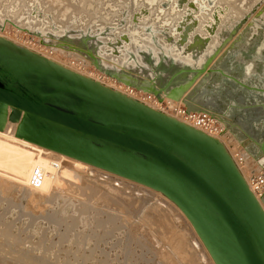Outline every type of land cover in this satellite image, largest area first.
Masks as SVG:
<instances>
[{
  "label": "rangeland",
  "instance_id": "1",
  "mask_svg": "<svg viewBox=\"0 0 264 264\" xmlns=\"http://www.w3.org/2000/svg\"><path fill=\"white\" fill-rule=\"evenodd\" d=\"M142 1L0 0V28L3 29L0 38L52 59L64 69L110 84L150 107L134 93L127 92L129 88L97 72L80 55L47 48L41 44V32L35 31L40 27L45 30L80 27L92 31L94 22L104 25L103 30H106L119 16V25L128 21L135 25L140 14L152 15L157 10L155 5L145 10L140 6ZM174 1L170 0L162 13V17L173 21L177 20L184 3L204 2L177 0L181 3L177 10L180 12L169 13L167 10ZM213 1L219 3L221 11L226 8L228 15L221 27L220 33H225L223 38L235 31L223 51L238 40L226 57L243 59L252 55L264 66V0ZM207 11L199 14L207 17ZM231 12L235 13L231 15ZM237 13H241L240 16ZM241 61L244 68L251 70V61ZM213 77L199 93L200 99L209 104H213V98H209L208 86L214 89L218 85ZM229 130L224 138L230 140L223 148L229 156L236 157L233 163L243 178L248 183V179L264 175L263 167L258 166L247 151L244 137L239 134L236 137L233 129ZM9 136V133L0 135V147H5L0 150V264H215L200 237L162 193L146 190L136 181L114 173L106 174L97 167L65 159L58 153ZM224 138L220 141L225 143ZM48 139L49 136L41 139L44 146ZM240 152L245 155H241L243 161ZM35 168L44 175L38 189L29 186ZM260 206L264 210L261 203ZM195 234L206 251L197 243Z\"/></svg>",
  "mask_w": 264,
  "mask_h": 264
},
{
  "label": "water",
  "instance_id": "2",
  "mask_svg": "<svg viewBox=\"0 0 264 264\" xmlns=\"http://www.w3.org/2000/svg\"><path fill=\"white\" fill-rule=\"evenodd\" d=\"M234 32L200 64L170 61L166 66L146 55L151 77L103 69L93 52L87 50L86 55L97 71L117 83L151 94L159 102L181 101L187 112L207 113L224 123L199 93L214 75L227 76L222 62L238 40L223 50ZM0 83V110L10 106L76 132L64 144L66 155L169 196L215 264H264V212L215 139L98 86L85 85L82 79L1 41ZM17 117L15 113L11 120ZM258 146L264 157V140ZM261 201L264 206V193Z\"/></svg>",
  "mask_w": 264,
  "mask_h": 264
},
{
  "label": "bare ground",
  "instance_id": "3",
  "mask_svg": "<svg viewBox=\"0 0 264 264\" xmlns=\"http://www.w3.org/2000/svg\"><path fill=\"white\" fill-rule=\"evenodd\" d=\"M169 1L170 0H165V2L156 1V0H143L142 4L140 5L141 7L143 6L142 8L146 10L151 6L155 5L157 10L152 15L140 14V16L137 17L136 19V22L138 23H135V25H132L130 21L125 23V25L123 26L119 25L118 21L121 18L119 16L117 20H113V23L110 24L108 26L109 28H107L106 30H103L104 25L94 22L93 23L94 28L92 29V31H87L86 29H82L79 26H78L79 28L76 30L72 28H70L69 30L68 29L64 30L62 28H60V30H57V28L51 30H45L46 28L40 27V29H35V31L39 30L41 32L42 34L40 35L41 38L39 37L41 39V44L45 45L47 48H55L67 52L76 53L81 57H83L89 63L90 66L91 61L88 59L86 55V51L89 50L93 52L94 56L97 58L100 66L103 69L113 70L116 72L147 74L149 75V77H151L152 73L150 72L149 64L146 62V58H145L146 55H148L153 59V63L156 64L157 62H159V60H162L166 66L169 64L170 61L177 63L179 65L181 64L195 65L196 63L197 64L202 63L204 58L207 55H209L213 51V49H215V47H217L220 40L223 39L225 35V33H220V32L223 23H225L228 17V15L225 14L226 8L222 9L221 11V8L219 7V3H215L213 0H203L204 2L202 3L198 2V5L196 4L195 1H189L187 3H184L182 9L180 10L181 13L179 14L177 12L180 11L177 10L181 7L180 6L181 3L175 0L167 10L169 13L175 12V14L176 13L178 14L177 20L173 21L169 17H162V13L165 10L164 7L170 3ZM109 7L115 8L114 5H109ZM206 9H208V11ZM204 11H207L206 14L207 17H204V15H202L201 13L199 14V12H204ZM136 12H139V10H137ZM233 13L235 12H231L230 14L232 15ZM240 14L241 13H237V16L238 15L240 16ZM222 19L225 20L222 21ZM143 20L147 22L143 24L142 23ZM133 21H135L134 18ZM127 24H129L130 27H128ZM126 26L128 28H126ZM148 28L152 30L148 31L149 30ZM0 30L3 29L0 28ZM0 41L2 43L10 44L16 47L17 49L25 51L43 61H46L52 64L53 66L69 73L74 77L82 79L85 82V85L89 83L91 85L98 86L99 88H102L104 91L112 92L115 95L121 96L124 99L145 106L155 112L163 114L164 116L172 120H175L171 116H168L160 112L158 108H152L151 106L150 107L146 106L143 103H140V101L138 102L137 100L130 98L125 94H122L121 92L117 91L116 88L114 87L112 88L110 84H104L103 82H99L91 77L82 75L77 72L75 73L73 72V70L64 69V67H62L60 64L55 63L54 60L48 59L46 57L45 60V58H43L38 54H35L33 52L31 53L26 49H23V47L22 48L18 47L19 45L18 46L14 45L15 43L12 44L13 42L11 41L7 42V40L5 41V39L3 40V38H0ZM77 50H82V52H78ZM195 59L197 60L195 61ZM246 70H249V68H246ZM25 84L28 85L27 82H25ZM1 85L2 84L0 83V86ZM22 87H25V85H22ZM166 100L175 103L181 102V101H173L170 99H166ZM15 113L18 114V117L14 118V120H11L12 115ZM7 133H9V135L13 137L15 140L27 143L29 145L31 144L33 146L36 145L40 149L49 151L53 154L58 153L62 157H66L65 159L69 158L71 160L72 159L75 161L77 160L78 162L86 164L89 167H97L95 165H91L81 160L75 159L71 156H68L63 152L64 144L66 143L69 135L76 132L68 128H65L61 125L49 122L32 114L26 113L24 111L16 112L15 109L10 106L7 107L3 106L0 110V135ZM222 134L223 135L217 137H213V136L212 137L209 136V137L215 139L222 147H226V142H229L230 139L224 138V136L228 135L227 133L223 132ZM47 136H49V139L47 140V142H45L46 144L44 146L43 145L44 143L42 144L41 139L46 138ZM223 138L226 139L225 143L224 140L222 142L220 141V139ZM93 142L98 143L97 141H93ZM1 148H5V147H0V150ZM241 155L242 154L240 152V157L243 161L245 155H242L244 157H242ZM229 157L232 160V162L235 163L234 159L236 157L234 156L233 158L232 155ZM245 160L247 161V159ZM254 161L258 164V166H262V165L264 166V157L261 156L257 159H254ZM99 169L104 171V173L106 174L112 173L102 168ZM236 169L240 173L242 179L247 184V181L245 180V178H243L239 169L237 167ZM42 170H44V168ZM65 181L67 180L65 179ZM140 185L146 190L148 189L149 191H153V192L158 191V193L159 192L162 193L161 190L155 189V187L152 188L145 186L143 184ZM164 196H166L170 200V203L175 207L176 210H178V213L183 217L186 223H189L188 225L191 229L193 228L194 230L193 232H196L189 219H187V217L183 214V212L178 208L177 204L169 196L165 194ZM254 197L258 201L260 206V203L262 204L261 197L260 196L259 197L254 196ZM196 234L195 236L198 240L197 243L199 242L200 245L203 247V249L206 251V249L204 248L203 244L201 243L200 239L197 237Z\"/></svg>",
  "mask_w": 264,
  "mask_h": 264
},
{
  "label": "flooded vegetation",
  "instance_id": "4",
  "mask_svg": "<svg viewBox=\"0 0 264 264\" xmlns=\"http://www.w3.org/2000/svg\"><path fill=\"white\" fill-rule=\"evenodd\" d=\"M241 60L251 61V70H246ZM260 63L252 55L243 56V59L228 55L222 62V70L249 89L237 85L227 76L216 74L213 78H216L218 85L214 89L208 86L207 91L209 98H213V104L208 108L221 116L225 133L232 128L234 136L242 135L253 158L262 156L258 145L264 140V66L261 67L263 63ZM214 105L215 108H212Z\"/></svg>",
  "mask_w": 264,
  "mask_h": 264
},
{
  "label": "built area",
  "instance_id": "5",
  "mask_svg": "<svg viewBox=\"0 0 264 264\" xmlns=\"http://www.w3.org/2000/svg\"><path fill=\"white\" fill-rule=\"evenodd\" d=\"M127 92L134 93L150 106L155 108L157 107L160 112L167 115L169 114V116H173V118L177 121L183 123L184 125L190 126L193 129L206 134L207 136L217 137L223 135V126L207 113L187 112L185 106L181 102L175 103L166 99H163L162 102H159L153 95L135 91L131 88ZM262 175L254 176L248 179L249 183L246 185L253 196L261 197L264 193V175ZM43 178L44 175L40 169H33L29 179V186L32 189H38L43 182Z\"/></svg>",
  "mask_w": 264,
  "mask_h": 264
}]
</instances>
